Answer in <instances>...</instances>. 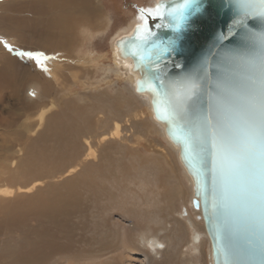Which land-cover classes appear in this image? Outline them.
I'll return each instance as SVG.
<instances>
[{"label":"rangeland","instance_id":"rangeland-1","mask_svg":"<svg viewBox=\"0 0 264 264\" xmlns=\"http://www.w3.org/2000/svg\"><path fill=\"white\" fill-rule=\"evenodd\" d=\"M149 2L93 0L99 16L83 45V54L90 56L87 66L59 85L54 82L51 87L55 89H49L44 101L37 98L43 93L41 83L34 89L27 85L20 99L4 102L0 117L18 113L20 119L0 124V264H208V238L201 234L200 242H195L198 234L188 226L190 219L203 223L189 207L191 185L177 154L162 140L158 125L150 121L147 102L133 93L112 61L111 40ZM11 42L14 46L0 35V68L3 54L18 60L17 69L28 62L29 56L20 55L29 53L20 39ZM68 57L67 64L74 66L73 54ZM41 70L53 79L50 70ZM51 98L58 108L48 104ZM32 102L43 106L32 109ZM61 110L67 112L70 123L87 125L88 132L77 142L81 159L43 161L57 145L55 138H41V133ZM102 111L105 116L100 118ZM88 117L89 124L85 123ZM115 120L121 121L122 131L120 139L110 140ZM85 140L92 146L87 158L91 164L79 179L81 161L88 153ZM154 143L165 150L168 160H158L162 163L155 185L148 171L153 170ZM155 216L163 218V224L153 221ZM164 224L172 228L158 232L161 236L167 233L168 242L156 256L140 234H155ZM179 231L186 234L181 241Z\"/></svg>","mask_w":264,"mask_h":264},{"label":"water","instance_id":"water-1","mask_svg":"<svg viewBox=\"0 0 264 264\" xmlns=\"http://www.w3.org/2000/svg\"><path fill=\"white\" fill-rule=\"evenodd\" d=\"M184 3L150 0L127 29L111 40V54L120 62L124 82L139 99L147 101L149 119L160 128L162 140L177 154L191 185L189 207L199 213L196 219L203 222L209 241L208 264H224L223 218L212 207V178L187 147L182 122L173 120L166 107L191 95L192 82L200 93L199 108L209 93L215 95L218 82L231 81L243 111L251 77L249 61L258 57L264 38V2L195 0L199 10L194 14L184 12ZM231 223L235 246L231 259L237 264H260L258 255L245 251L249 241L264 243L259 231H251L240 214H234ZM154 248L162 251L165 246L155 242Z\"/></svg>","mask_w":264,"mask_h":264},{"label":"bare ground","instance_id":"bare-ground-1","mask_svg":"<svg viewBox=\"0 0 264 264\" xmlns=\"http://www.w3.org/2000/svg\"><path fill=\"white\" fill-rule=\"evenodd\" d=\"M98 16L99 15L97 14V9H95V6H93V0H14L11 2L6 1V3L4 4L1 1V4H0V35L10 40L11 46L13 45L12 44L13 42H11L13 38H16L17 40L20 39V41L23 44V46L21 47H23L24 50L32 53L33 56H38L39 62L37 61V59L28 57V62H26L25 65H22L23 69L21 70L22 66H20V68L17 69L18 60L10 59L9 57H7L8 54L7 56L3 54L2 56V59H3L2 61H4L3 67L0 68V111L2 112V107L5 106L4 102H6L8 98L10 100L12 98L20 99L22 95L21 97L19 96L27 85H29V88L32 89L35 86H40V84L42 83L41 88L43 89L41 88L40 89L43 91V93L41 94L39 93V97L37 98H39V100L44 101V99L47 97L46 95L48 94V92L51 91L49 89H52V87L55 86L54 82L57 85H59L61 84V82L63 83L64 81H66L67 78L69 79L70 75L72 76L75 71L78 72L79 69H81L80 67L87 66V64L89 63L90 56H86L83 54V47H84L83 45L87 44V43L84 44L85 41L87 40L88 37H90L93 34L94 31L92 29L93 28L92 23L96 22L97 20L96 18ZM70 53L73 54L74 59H72L71 62L74 63V66L71 63L67 64V61H70L68 57ZM111 56H112V61L114 62V65L117 67V70L120 71V73H122V75L124 76L125 73L120 67V62L113 59V55ZM40 67L50 70V73L53 75V79L46 77V75L43 74ZM82 72L84 73L85 71H82ZM54 89L55 88H53L52 90ZM33 103L34 102L29 103L31 104L30 105L31 108L33 107L32 109H34L35 107L40 108L43 106V105L41 106L40 104L36 106L37 103L36 102L34 104ZM48 104H50V106L53 109L57 107V104L53 98L49 100ZM27 107L28 105L24 107V110ZM1 112H0V115H1ZM66 113L67 112H64L61 110V111H58V113L51 116V118L48 120L46 124V128L43 134L41 133V138L45 137L47 140L49 137L55 138L54 142L57 145L54 150L55 152L52 150L50 153H47V155L43 157L42 159L43 161H49L50 158L51 160H53L54 158L56 161L58 160L60 162L64 160L66 161L68 157L70 158L69 161L71 160L73 162L75 160L81 159L80 158L81 155L79 154L80 146L78 147L77 142H78V138L80 135L86 134V132H88L87 125L84 124L85 125L84 126L85 128H84L83 126H78V125L73 124L72 121L70 123L71 119L67 120L68 117H65ZM19 115L18 113L14 115L12 113L11 117L10 116H8V118L0 117V124L10 125V119L12 118L14 119V121H16L20 119ZM78 116L80 117V115ZM104 116L105 114L103 113V111L99 112L98 117L103 118ZM86 120L87 121L85 123L89 124V121H90L89 117ZM99 122L102 123L103 120L100 119ZM122 126L123 125H121V121L119 120L113 121L112 130L108 134L109 135L108 137L111 138L110 140L120 139V133L122 131L121 130ZM104 138L105 137H103L102 140H105ZM85 144H86V147L88 148L87 149L88 153L87 155H85V159L81 161L83 165L82 166L80 165L82 167L81 169L82 172L78 176V178L80 177L79 179H81V177H83L86 173H88L89 166H90L88 164H91L89 163L90 161L88 162L89 159L87 158L91 154L92 146L89 140H85ZM70 146L71 148H69ZM153 147H154L153 149H154L156 156H155V160L154 161L152 160L153 170L150 169L148 171L151 172L149 176H152L153 184L155 185V184H158L157 180H155V177L159 174L157 172V168H160V164L162 163L161 162L162 160L164 159L166 161L168 160L166 157L165 150L160 145H157L154 143ZM68 151H70L71 154ZM158 160H161V161H158ZM94 164L95 163H93V165ZM74 170L75 169H72L71 172ZM144 182L145 181H143V183ZM50 186L53 187L52 185ZM162 219L159 218L158 216H155L153 221L159 224H163ZM164 226L165 224L163 225L162 228H159L155 234L154 232L149 233V235L148 233L140 234V237L142 238L143 242L149 246V249L150 248L152 249L153 253L156 256H158L161 251H158L157 249L154 248L155 242H159L163 245H165L166 242H168L167 236L164 237L165 235H167V233L164 234V236H161L158 234V232H169L170 230L168 231V229L172 228V226H170V228H167V226L165 227ZM188 226L193 231H196V233L198 234V236L196 237V240L199 239L198 242H200L201 238H199V236L201 234L206 235L204 224L201 225L197 223V221L195 220L193 221L192 219H190ZM184 227L187 230V227L186 226ZM185 235H184V232L178 233L177 237L179 241L183 240L184 238L183 236Z\"/></svg>","mask_w":264,"mask_h":264},{"label":"snow or ice","instance_id":"snow-or-ice-1","mask_svg":"<svg viewBox=\"0 0 264 264\" xmlns=\"http://www.w3.org/2000/svg\"><path fill=\"white\" fill-rule=\"evenodd\" d=\"M264 2V0H262ZM195 0H185L184 12L199 9ZM174 43V42H173ZM37 59L32 53H20ZM251 77L241 112L232 91L233 82L220 81L202 107L197 85L179 103L169 102L166 111L180 120L187 131L186 145L212 178V207L223 218L221 239L224 264H237L231 217L240 214L245 225L259 231L264 241V38L258 57L249 61ZM245 251L264 264V243L249 241Z\"/></svg>","mask_w":264,"mask_h":264}]
</instances>
